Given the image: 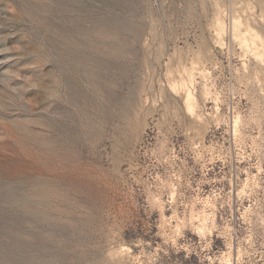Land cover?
<instances>
[{"label": "rangeland", "instance_id": "374dc122", "mask_svg": "<svg viewBox=\"0 0 264 264\" xmlns=\"http://www.w3.org/2000/svg\"><path fill=\"white\" fill-rule=\"evenodd\" d=\"M0 264H264V0H0Z\"/></svg>", "mask_w": 264, "mask_h": 264}]
</instances>
